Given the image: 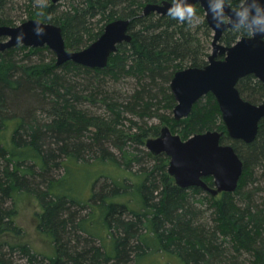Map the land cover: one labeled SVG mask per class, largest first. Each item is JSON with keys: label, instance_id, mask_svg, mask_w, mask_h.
<instances>
[{"label": "trees", "instance_id": "1", "mask_svg": "<svg viewBox=\"0 0 264 264\" xmlns=\"http://www.w3.org/2000/svg\"><path fill=\"white\" fill-rule=\"evenodd\" d=\"M158 1L66 0L29 10L30 18L60 25L73 50L89 45L110 21L130 19L132 40L104 68L57 64L49 46L0 51V264H141L156 252L183 264H264V194L256 186L264 173V119L254 141L233 139L212 92L188 117H174L170 82L178 70L208 62L212 32L200 5L191 22L144 13ZM13 2L0 0V24H16ZM228 2L239 7L244 0ZM245 35L251 34L240 25L221 39L230 45ZM45 51L49 58L33 60ZM238 88L245 99L264 102L255 75L241 78ZM153 117L183 139L223 131L222 142L245 163L237 189L214 196L177 185L166 169L169 157L144 148L161 131L150 125ZM205 180L213 185L212 177ZM17 190L38 198L37 227L54 256L20 240ZM129 191L141 207L121 199Z\"/></svg>", "mask_w": 264, "mask_h": 264}, {"label": "water", "instance_id": "2", "mask_svg": "<svg viewBox=\"0 0 264 264\" xmlns=\"http://www.w3.org/2000/svg\"><path fill=\"white\" fill-rule=\"evenodd\" d=\"M171 2H150L144 7V13L168 14ZM215 2L212 0L213 4ZM188 3L195 12L197 4L205 11L206 20L214 31L212 52L204 66L187 67L174 74L170 82L177 102L174 117L177 120L188 117L194 104L212 92L219 103L228 135L250 143L257 137L260 121L264 119V102L245 99L238 82L253 74L264 85V35H245L230 45L224 44L221 38L224 30L241 25L238 11L250 8L249 20L256 15L264 16V0H244L240 7H233L224 0L220 9L211 8L209 0H188ZM130 22L128 18L110 21L94 41L79 50L68 49L62 27L52 22L30 18L17 25L0 24V51L18 44L49 46L57 56V64L74 61L92 68H104L119 45L132 40ZM223 135V131L209 129L183 139L164 125L160 134L149 138L146 144L153 154L163 153L169 157L168 172L177 185L183 188L199 186L218 195L237 189L245 167L235 147L222 142ZM205 177H212L213 185Z\"/></svg>", "mask_w": 264, "mask_h": 264}, {"label": "rangeland", "instance_id": "3", "mask_svg": "<svg viewBox=\"0 0 264 264\" xmlns=\"http://www.w3.org/2000/svg\"><path fill=\"white\" fill-rule=\"evenodd\" d=\"M52 0H14L13 6L9 11V15L12 17L13 21L16 23L14 25L20 24L21 22L30 19L29 17V10L34 9L37 6H41L44 3L51 4ZM58 2V1H57ZM60 4H66V0H59ZM64 5H62L63 8ZM31 18H39V17H31ZM42 20V18H39ZM212 36L209 39V51L210 54L212 52V40L214 31L211 29ZM73 50V49H72ZM49 58L50 54L49 51L43 52L41 55H33V60L40 59V57ZM57 57V56H56ZM208 60V59H207ZM97 110L98 108H94ZM174 114V112H173ZM159 124L161 128L167 124H160V118L153 117L151 120L150 125ZM169 126V125H168ZM171 128V126H169ZM144 148L148 150L147 145H144ZM2 162L0 161V166H2ZM98 169H102L105 171V165L97 166ZM139 167V166H138ZM138 167H135L138 169ZM166 169L168 171V162H166ZM63 172V170H61ZM260 179L256 186L259 187L258 190L261 191L260 194H264V173L260 171L259 173ZM105 180V179H102ZM102 182V181H100ZM100 184V183H99ZM87 193V191H86ZM219 196V195H218ZM135 194L132 191H129L127 195L121 197L122 200L128 201L132 207L136 206L135 208H139L141 206L134 205L137 204ZM13 201L15 202V207L17 208V222L20 226L23 227L25 230V234L20 240L22 239L25 242H28L34 250L38 253L45 255L47 257H52L55 255V248L52 241L44 234H42L38 227H37V211L41 209L40 202L38 198L30 193L23 192V191H15L13 196ZM206 208L209 206L205 205ZM17 258H19L17 256ZM141 264H183L182 261L177 259L173 255H166L161 252L153 253L147 256Z\"/></svg>", "mask_w": 264, "mask_h": 264}, {"label": "clouds", "instance_id": "4", "mask_svg": "<svg viewBox=\"0 0 264 264\" xmlns=\"http://www.w3.org/2000/svg\"><path fill=\"white\" fill-rule=\"evenodd\" d=\"M223 2L224 0H216L213 4L212 0H209L210 7L213 9L222 8ZM249 13L250 8L237 12V16L240 19L244 32L251 35H264V16L256 15L249 20ZM168 15L179 21L191 22L196 14L194 8L188 3V0H172L171 6L168 8ZM217 27H220L219 24H217ZM37 31L39 32L40 29H37Z\"/></svg>", "mask_w": 264, "mask_h": 264}, {"label": "flooded vegetation", "instance_id": "5", "mask_svg": "<svg viewBox=\"0 0 264 264\" xmlns=\"http://www.w3.org/2000/svg\"><path fill=\"white\" fill-rule=\"evenodd\" d=\"M162 1H163V0L158 1V2H162ZM169 1H172V0H169ZM227 1H228V0H227ZM158 2H157V3H158ZM230 5H231V4H230ZM198 6H199V4L196 5V10H197V7H198ZM231 6H232V5H231ZM239 7H240V6H239ZM221 41H222V39H221ZM222 42H223V41H222ZM223 43H224V42H223ZM224 44H225V43H224ZM219 57H221V56H219ZM258 103H260V102H258ZM222 118H223V117H222Z\"/></svg>", "mask_w": 264, "mask_h": 264}, {"label": "bare ground", "instance_id": "6", "mask_svg": "<svg viewBox=\"0 0 264 264\" xmlns=\"http://www.w3.org/2000/svg\"><path fill=\"white\" fill-rule=\"evenodd\" d=\"M59 1V0H58ZM148 4V3H147ZM211 28V27H210ZM119 49V48H118ZM185 69V68H184ZM180 70H182V69H180ZM179 71V70H178ZM176 73V72H175ZM151 138V137H150ZM149 139V138H148ZM242 158V157H241ZM243 160V159H242ZM243 162H244V160H243ZM244 165H245V163H244ZM220 194V193H219ZM214 196H216V195H214Z\"/></svg>", "mask_w": 264, "mask_h": 264}]
</instances>
